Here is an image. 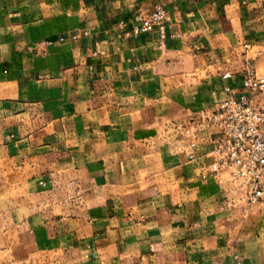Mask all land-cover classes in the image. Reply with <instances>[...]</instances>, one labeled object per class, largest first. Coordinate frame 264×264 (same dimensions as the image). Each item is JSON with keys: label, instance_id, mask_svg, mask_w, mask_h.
Segmentation results:
<instances>
[{"label": "crops", "instance_id": "crops-1", "mask_svg": "<svg viewBox=\"0 0 264 264\" xmlns=\"http://www.w3.org/2000/svg\"><path fill=\"white\" fill-rule=\"evenodd\" d=\"M157 4L164 48L132 33ZM258 50L264 0H0V264H264L183 133Z\"/></svg>", "mask_w": 264, "mask_h": 264}, {"label": "built area", "instance_id": "built-area-1", "mask_svg": "<svg viewBox=\"0 0 264 264\" xmlns=\"http://www.w3.org/2000/svg\"><path fill=\"white\" fill-rule=\"evenodd\" d=\"M167 20V9L157 4L152 11L138 16L132 33L157 30L160 46L164 48ZM202 48V45L196 46L197 50ZM244 48L250 51L252 45L244 44ZM261 57L264 50L247 56L239 71L240 84H225V98L214 107L201 109L197 118L183 127L188 160H195L197 149L209 144L212 161L204 171L218 182L229 178L237 186L236 194L228 196L221 205L223 209H235L242 202L244 210L257 206L264 212V73L258 67ZM234 73L226 70L222 78L229 80Z\"/></svg>", "mask_w": 264, "mask_h": 264}, {"label": "rangeland", "instance_id": "rangeland-1", "mask_svg": "<svg viewBox=\"0 0 264 264\" xmlns=\"http://www.w3.org/2000/svg\"><path fill=\"white\" fill-rule=\"evenodd\" d=\"M201 177H199L200 179H204V180H207V181H212L213 179H211V177L207 176V175H204L202 173H200ZM216 182V181H215ZM217 184H219V189L220 191H223L224 192V196L225 198H227L228 196H233L236 194V191H237V186H235V184L229 179V178H226L223 182H218L217 181ZM244 203H239V205L235 208V209H232V210H238L240 208L244 209V206L243 205ZM255 208H258L257 206H255ZM20 264H42V263H31V261L29 260V258H25V260L23 259L21 261Z\"/></svg>", "mask_w": 264, "mask_h": 264}]
</instances>
